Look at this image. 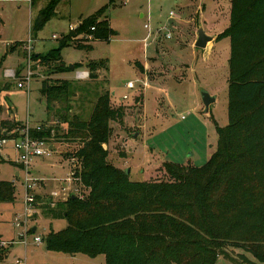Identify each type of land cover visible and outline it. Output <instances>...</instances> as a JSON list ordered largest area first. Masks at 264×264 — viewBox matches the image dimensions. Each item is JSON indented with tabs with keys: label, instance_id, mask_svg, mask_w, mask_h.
<instances>
[{
	"label": "rangeland",
	"instance_id": "374dc122",
	"mask_svg": "<svg viewBox=\"0 0 264 264\" xmlns=\"http://www.w3.org/2000/svg\"><path fill=\"white\" fill-rule=\"evenodd\" d=\"M47 2L0 0V85L11 83L0 94V122L41 124L51 133L40 139L47 141V147L52 146L49 153L31 157L25 169L16 159L10 138L0 145V180L15 185L14 201H0V264H16V260L22 264H105L103 255L92 258L46 248L43 238L48 231L60 230L67 224L64 218H51L45 204L50 201L54 206L63 198L62 192L53 198L38 196L30 208L25 200V175L42 182L34 189L38 194L60 190L63 185L70 188L67 190L71 194L88 193L79 181L68 180L78 160L63 157V152H74L79 141L63 136L68 125L60 119L64 110L69 117L74 114L88 119L93 103L105 90L110 92L111 106L122 109L123 116L110 121L111 133L103 147L108 151L107 160L128 170L131 180L168 179L165 162L203 165L216 149L215 122L219 126L228 122L230 41L228 37L211 40L204 49L195 47L194 42L200 25L215 38L227 27L230 0H70L61 2L55 15L35 33L32 22ZM104 5L115 34L108 41H88L92 49L78 48L73 42L62 47L59 54L63 63L66 67L78 64L74 69L50 76L45 67L27 58V53L44 54L57 48L58 39L75 27L80 17ZM167 32L170 37L165 36ZM14 43L21 44L7 53ZM29 60L33 76L24 88H18ZM90 61L103 63L98 79H77V71L87 70ZM47 75L52 81H69L67 102H46L40 84ZM128 83L133 87H127ZM203 91L215 97L208 111ZM2 134L11 137L0 126V141ZM33 227L35 231H30ZM35 236L42 241L35 242ZM242 251L221 244L205 246L194 250L189 264H201L207 258H215L216 264H248L239 254ZM245 254L256 262L250 253Z\"/></svg>",
	"mask_w": 264,
	"mask_h": 264
},
{
	"label": "trees",
	"instance_id": "16d2710c",
	"mask_svg": "<svg viewBox=\"0 0 264 264\" xmlns=\"http://www.w3.org/2000/svg\"><path fill=\"white\" fill-rule=\"evenodd\" d=\"M69 1L48 0L38 10L32 31H39L57 6ZM229 3V23L216 36L230 41L228 122L219 126L214 121L218 140L210 158L200 166L165 162L168 179L133 181L107 160L103 147L111 133L110 121L123 116L122 109L111 106L110 92L98 96L86 120L74 114L69 117L64 110L60 120L68 129L63 136L79 141V147L63 152V157L78 160L74 177L88 193L70 195L54 206L45 203L51 218L67 221L64 228L48 231L43 238L47 249L92 258L103 255L105 264H189L195 249L221 244L243 250L239 254L248 264L264 263V0ZM106 8L80 17L58 39L57 48L30 54L32 62L51 76L69 69L59 54L62 47L73 42L78 48L92 49L88 41H108L115 31ZM20 44H12L7 53ZM101 65L86 64L90 80L98 79ZM48 75L41 81V95L49 105L67 102L69 81H52ZM10 84L0 85V94ZM21 125L16 120L0 122L6 133ZM50 133L44 127L31 131L38 138ZM14 199V183L0 180V201ZM201 264H216V259Z\"/></svg>",
	"mask_w": 264,
	"mask_h": 264
},
{
	"label": "built area",
	"instance_id": "2783aa9c",
	"mask_svg": "<svg viewBox=\"0 0 264 264\" xmlns=\"http://www.w3.org/2000/svg\"><path fill=\"white\" fill-rule=\"evenodd\" d=\"M169 15H171V17L174 16L172 11L169 13ZM145 27H148V25H145ZM71 28H73V27H71ZM165 36L170 37L171 35H170V33L167 32V33H165ZM30 43H31V39H29L28 46H30ZM28 52H30V51L28 50ZM27 58L28 59L30 58L29 53H27ZM30 61L31 60L28 61L29 65H28L26 75L22 76V80L17 82L18 88H24L26 86L25 83L29 82L31 77L33 76V71L30 67ZM76 78L80 79V80H84V79L88 78V71H77ZM127 87H129V88L133 87V84L128 83ZM32 129H35L38 131V130H41L42 127L40 126V124L31 126L27 122H25V123L22 122V125L20 127H17V128H15L9 132V135L11 137L3 138L0 141V145H1L2 143L6 142L7 139H9V138L11 139L13 148L15 149V151L17 153L16 159L19 161V163L22 165V167H25V169H27V167L30 165V158L31 157L42 156V155H45V154L50 152V146L51 145H49V147H47L48 143L46 140L33 136L31 134ZM74 175H75V171L73 168V169H71V172H70V178L68 179L69 182H71V179H75V180L77 179L76 177H74ZM40 184H41L40 181L30 178L27 174L25 175V178H24V190L26 193L25 200H26V204L30 208H32V206H34L36 203L38 193L35 192L34 189L36 187H40ZM67 188L70 189L66 185L65 186L63 185V186H61L60 190L51 191L49 193V196L51 198L58 197L60 195L59 193L62 192L61 194H62L63 198L61 200H65L70 195H77V194H79L81 196L84 195L83 193H78V192L71 194V193H69V190H67ZM75 190L77 191V189H75ZM21 238H22L23 242H26L24 234H21ZM33 240L35 242H41L42 241L40 236H35ZM15 262H16V264H22L23 263L20 260H16Z\"/></svg>",
	"mask_w": 264,
	"mask_h": 264
},
{
	"label": "water",
	"instance_id": "95a60500",
	"mask_svg": "<svg viewBox=\"0 0 264 264\" xmlns=\"http://www.w3.org/2000/svg\"><path fill=\"white\" fill-rule=\"evenodd\" d=\"M215 39V36L213 35H209L205 32L204 28L200 25L198 28V32H197V36L194 42V46L197 48H201L204 49L208 42ZM70 69H74L73 65L69 66ZM202 99H203V104H204V108L205 111H208L209 109V105L211 102H213L215 100L214 96H211L208 92L203 91L202 92ZM52 146H50L51 148ZM128 173V170L126 171ZM17 174V173H16ZM72 197H74V195H72ZM35 227L32 228V231H35Z\"/></svg>",
	"mask_w": 264,
	"mask_h": 264
},
{
	"label": "crops",
	"instance_id": "0c3cea01",
	"mask_svg": "<svg viewBox=\"0 0 264 264\" xmlns=\"http://www.w3.org/2000/svg\"><path fill=\"white\" fill-rule=\"evenodd\" d=\"M209 35H210V34H209ZM196 36H197V35H196ZM215 39H216V38H215ZM215 39H213L212 42H214ZM209 43H211V41H210ZM209 43H208V44H209ZM208 44H207V46L210 45V44H209V45H208ZM207 46H206V47H207ZM85 71H87V70H85ZM21 123H22V122H21ZM37 125H38V124H37ZM16 173H17V174H16ZM15 174H16V176H19V172H18V171H16ZM40 183L42 184V182H40ZM41 184H40V185H41ZM46 195L49 196V193H48V194H47V193H41V194H38V196H42V197H44V196H46Z\"/></svg>",
	"mask_w": 264,
	"mask_h": 264
}]
</instances>
